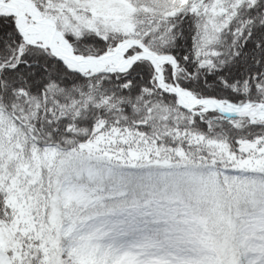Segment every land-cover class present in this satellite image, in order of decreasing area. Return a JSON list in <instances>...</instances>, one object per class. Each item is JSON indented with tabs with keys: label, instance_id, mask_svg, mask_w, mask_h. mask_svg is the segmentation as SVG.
I'll return each mask as SVG.
<instances>
[{
	"label": "snow or ice",
	"instance_id": "1",
	"mask_svg": "<svg viewBox=\"0 0 264 264\" xmlns=\"http://www.w3.org/2000/svg\"><path fill=\"white\" fill-rule=\"evenodd\" d=\"M0 264H264V0H0Z\"/></svg>",
	"mask_w": 264,
	"mask_h": 264
}]
</instances>
